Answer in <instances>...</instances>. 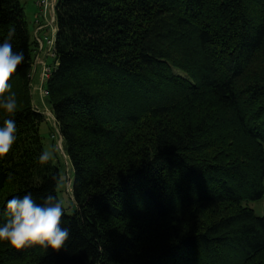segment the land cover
<instances>
[{"label": "trees", "instance_id": "1", "mask_svg": "<svg viewBox=\"0 0 264 264\" xmlns=\"http://www.w3.org/2000/svg\"><path fill=\"white\" fill-rule=\"evenodd\" d=\"M49 107L72 169L59 251L0 242V264H264V0H57ZM16 141L0 158L6 202L57 196L39 163L31 102L38 53L18 0H0ZM59 199V198H58Z\"/></svg>", "mask_w": 264, "mask_h": 264}, {"label": "clouds", "instance_id": "2", "mask_svg": "<svg viewBox=\"0 0 264 264\" xmlns=\"http://www.w3.org/2000/svg\"><path fill=\"white\" fill-rule=\"evenodd\" d=\"M15 29L10 28L7 38L0 43V110L12 115L18 107L16 93L11 91L9 81L24 60L23 52L13 51L11 40ZM17 127L13 119H5L0 127V158L5 157L16 141ZM55 157V150H44L39 163L46 164ZM56 188L63 181L53 177ZM6 222L0 226V242L17 250L40 246L59 251L69 239L70 229L61 226L64 202L49 194L42 204L37 203L31 193L23 197H12L6 202Z\"/></svg>", "mask_w": 264, "mask_h": 264}, {"label": "rangeland", "instance_id": "3", "mask_svg": "<svg viewBox=\"0 0 264 264\" xmlns=\"http://www.w3.org/2000/svg\"><path fill=\"white\" fill-rule=\"evenodd\" d=\"M22 7V13L24 16V20L26 23V28L28 32V39L29 42H32L33 40V29H34V16L36 13V7L34 5V0H18ZM48 64H52V58L48 59ZM41 69L36 71V74L33 75V79L30 81L31 85V102L38 112H45V114L49 113V107L46 104V99H40L39 94L41 89L39 90V87L41 88V83L39 84V76H40ZM49 111V112H48ZM48 121H44L40 127H39V134L42 139V144L44 150H55V159L58 163L59 167V173H60V179L63 181V185L60 189H57V196L59 200H62L64 202V208L65 210L69 211L67 208L68 206H71V192L70 187L72 184V169L70 167L69 161L67 157L64 154L63 151V144L61 142L60 136H56L55 133H53V127L51 125V121L48 116ZM249 208H251L254 213L258 216L262 215L264 211V199L258 201V202H250L248 204Z\"/></svg>", "mask_w": 264, "mask_h": 264}, {"label": "built area", "instance_id": "4", "mask_svg": "<svg viewBox=\"0 0 264 264\" xmlns=\"http://www.w3.org/2000/svg\"><path fill=\"white\" fill-rule=\"evenodd\" d=\"M57 0H35L34 5L36 7V14L34 16V41L37 44V50L38 52H41L43 50V46H47L46 54L53 59V43H54V36L56 32V24H55V6H56ZM36 61V58H35ZM37 63V62H34ZM51 72V67L47 65H43L41 68V75L40 80L43 84L41 86L40 91V97L43 99L46 96V93L43 89L44 82L48 78L49 74ZM39 89V90H40ZM49 112V111H48ZM41 114L44 116L45 120L48 121L49 117L51 121V125L53 127V133H55L56 136H60L58 132V127L55 123L54 117L52 116V113L49 112L45 114V112H41ZM61 139V137H60Z\"/></svg>", "mask_w": 264, "mask_h": 264}, {"label": "crops", "instance_id": "5", "mask_svg": "<svg viewBox=\"0 0 264 264\" xmlns=\"http://www.w3.org/2000/svg\"><path fill=\"white\" fill-rule=\"evenodd\" d=\"M35 1V0H34ZM36 14V13H35ZM33 25H35L34 24V22H33ZM33 32H34V29H33ZM33 34V33H32ZM33 40H34V36H33ZM46 50H47V46L46 45H44L43 46V50L41 51V52H38L37 53V56H36V61L35 62H37V63H34V65H33V69H32V71H31V75H30V81L33 79V75L34 74H36V71L37 70H39V68L41 69L42 68V66L45 64V65H47V66H50V64H48V59L50 58L47 54H46ZM40 75H41V71H40ZM38 83L40 84L41 83V80H40V76H39V81H38ZM42 84V83H41ZM43 85V84H42ZM41 85V86H42ZM31 86V85H30ZM39 89H40V87H39ZM39 97H40V94H39ZM40 99H42L41 97H40ZM34 107V106H33Z\"/></svg>", "mask_w": 264, "mask_h": 264}]
</instances>
